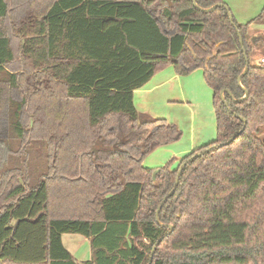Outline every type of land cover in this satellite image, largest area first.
<instances>
[{
  "label": "trees",
  "instance_id": "16d2710c",
  "mask_svg": "<svg viewBox=\"0 0 264 264\" xmlns=\"http://www.w3.org/2000/svg\"><path fill=\"white\" fill-rule=\"evenodd\" d=\"M195 1L217 7L0 0V264H149L154 246L151 264H264V65L248 43L264 8L231 25L223 0ZM168 66L202 69L216 139L149 170L145 157L181 134L139 113L133 92ZM64 234L88 239L91 259L76 261Z\"/></svg>",
  "mask_w": 264,
  "mask_h": 264
},
{
  "label": "rangeland",
  "instance_id": "374dc122",
  "mask_svg": "<svg viewBox=\"0 0 264 264\" xmlns=\"http://www.w3.org/2000/svg\"><path fill=\"white\" fill-rule=\"evenodd\" d=\"M231 3L233 5L232 8L228 6L230 11L231 9L239 7L238 4L235 6L234 0H231ZM247 4V9L244 7L239 9V12L242 14H238L237 12H233L234 14L231 13L236 22L246 24L249 20L259 15L264 6V0H248ZM251 63L259 64L258 61H251ZM182 77L183 80H185L184 85L188 90V92H186V96L191 100L190 104L187 103L185 97L181 98L180 100H176V98H170L168 100L172 101V99H175V103L166 104V97L170 96L174 91L172 88H169L163 92L167 94L165 96L161 95L160 93L151 105L140 107L138 106L137 100L135 102L136 105L134 103L135 108L139 113L149 115L156 119H163L167 123L173 124L177 127L181 134L179 140L167 146L157 148L145 157L144 164L151 170L163 168L170 162V170H176L178 168L179 161L189 154L188 149H191L190 147L193 145V139H195L199 133H208V127L206 129H202L204 128L205 123H209L211 128V133L206 138L207 141L211 142L216 139V119L212 101L213 91L206 84L202 69H196L190 74ZM178 85L179 86L176 87L175 92H180L183 88H181L182 84ZM174 96H176V94H174ZM9 136H11V133L8 131L5 121H3L0 129V140H3L5 143L7 139L9 140ZM262 137L264 138V134ZM198 139L202 140V138ZM6 145L11 150H14V144H12L11 141L9 142V145ZM42 158L43 146L40 144L30 146L28 151V161L32 162V166L37 171L38 169H41L44 164ZM71 240H73L72 244ZM62 242L65 248L79 262L89 260L90 249L84 238L78 235H65L63 236Z\"/></svg>",
  "mask_w": 264,
  "mask_h": 264
},
{
  "label": "crops",
  "instance_id": "0c3cea01",
  "mask_svg": "<svg viewBox=\"0 0 264 264\" xmlns=\"http://www.w3.org/2000/svg\"><path fill=\"white\" fill-rule=\"evenodd\" d=\"M223 2L226 4L227 7L230 6V8H232L233 5L231 3V0H223ZM247 3H248V0H234L235 6H237V4H238L239 7H237V8L233 7L234 9H231L232 12L231 11L230 12L231 13L237 12L238 14H242L241 12H239V9L241 7H244L247 9L248 8ZM244 5H246V6H244ZM263 8H264V6H263ZM263 8H262V10H263ZM259 15H257L256 17H258ZM255 18L249 20L246 24L250 23ZM238 24L239 25H246V24H243L241 22ZM262 28H264V24H256V23H252L250 25V27L248 28V34H249L248 43L252 49V53L250 55V61H254V62L258 61L259 63H261V60L264 59V43H263L264 42V29H262ZM250 32H252V33H250ZM184 82H185V80H183V77L180 75H177L172 66L165 67L164 69L158 71L150 79V81L146 85H144L141 89H138V90L133 92V100H134L133 102L135 103L137 100L138 106H140V107H145L147 105H151V104H153V102L155 101V98L158 97L160 93H161V95L165 96L167 94L163 93V92L168 90L169 88H172L174 91L171 93L170 96L166 97V99H165L166 104H174L175 103V99H172V101H169L168 99H170V98H176V100H180L183 97H185L187 103L190 104L191 100L189 99V97L186 96V92H188V90H187L186 86L184 85ZM178 84H182L181 88L182 87L183 88L180 92H175L176 87L179 86ZM159 89H161V90H159ZM156 91H157V93H156ZM174 94H176V96H174ZM135 105H136V103H135ZM207 127H208V133L207 134L206 133H204V134L199 133V135H197V137L195 139H193V141H192L193 145L190 147L191 149H188L189 154L191 152H193L194 150H196L202 146H205V145L214 141V140L211 142L207 141L206 138L211 133V128L209 126V123L208 124L205 123L204 128H202V129H206ZM209 129H210V131H209ZM198 138H202V140H199ZM207 142H209V143H207ZM143 166L146 169H149L144 163H143ZM149 170H151V169H149ZM65 235L75 236L72 234H64V235H62V241H63V236H65ZM82 238H84V237H82ZM84 240L89 245V249H90L89 260H90L91 259L90 243H89L88 239L84 238ZM72 241L73 240H71V244H72ZM74 252H75V250H74ZM74 259L76 261H78L75 257H74ZM89 260H87V261H89ZM85 261H82V262H85ZM79 263H81V262H79Z\"/></svg>",
  "mask_w": 264,
  "mask_h": 264
},
{
  "label": "water",
  "instance_id": "95a60500",
  "mask_svg": "<svg viewBox=\"0 0 264 264\" xmlns=\"http://www.w3.org/2000/svg\"><path fill=\"white\" fill-rule=\"evenodd\" d=\"M167 1L169 2V0H167ZM192 3H193V5H194V7H195L198 11H200L201 13H205V14L214 11V9L217 7V6H213V7L208 8V9H202V8H199V7H198V5L196 4V1H195V0H192ZM169 5H171L170 2H169ZM225 9H226L227 11L229 10L228 7H226V6H225ZM228 18H229V22L231 23V25H234V23H233V16H232L231 13L228 14ZM238 35H239V33H238ZM239 43H240L241 46L243 45L242 37H241L240 35H239ZM242 51H243V54H244V57H245L246 66H245V68H244L243 73H242V74L240 75V77L238 78V84H239L240 87H241V85H240V80H241L242 76H243V75L247 72V70H248V58H247V56H246V54H245L243 48H242ZM208 60H209V58H208ZM241 88H242V87H241ZM243 90H244V89H243ZM224 94H227V95L230 97V99H231L232 101H236V100L232 97V95L230 94V92L227 91V90H225V91H222V92H221V99H222L223 102L225 101ZM247 96H248V94L245 93V96H244L243 99H245ZM243 99H241V100H239V101H242ZM236 102H238V101H236ZM243 122H244V126H243V128H244V127H245V120H243ZM236 135H238V134H236ZM233 139H234V138H231V140H230L229 142H231ZM229 142H228V143H229ZM196 157H197V155L191 157L190 160H191V159H194V158H196ZM185 164H186V162H185V163L180 167V169L178 170V172H177V177H176V179H175V187H174V188L168 193V195L163 199L161 206L163 205V203L165 202V200L167 199V197H169L170 195H172V194L174 193V190H175V188H176V186H177V184H178V182H179V177H180L181 170H182V168H183V166H184ZM155 174H156V172H154L153 178L155 177ZM161 206L159 207V209H158V211H157V213H156V218H157L158 213H159V211H160V209H161ZM156 220H157V222H158V219H156ZM168 228L170 229V231H169L166 235H169V233H170V232L172 231V229H173L172 226H168ZM161 239H162V238H160L159 241H161ZM154 251H155V246L153 247V249H152V251H151L150 259H149V264H151V262H152Z\"/></svg>",
  "mask_w": 264,
  "mask_h": 264
},
{
  "label": "built area",
  "instance_id": "2783aa9c",
  "mask_svg": "<svg viewBox=\"0 0 264 264\" xmlns=\"http://www.w3.org/2000/svg\"><path fill=\"white\" fill-rule=\"evenodd\" d=\"M261 64H263V65H264V59H262V60H261Z\"/></svg>",
  "mask_w": 264,
  "mask_h": 264
}]
</instances>
